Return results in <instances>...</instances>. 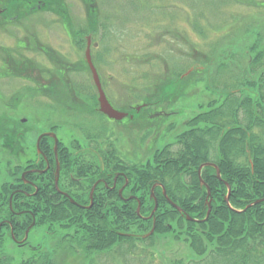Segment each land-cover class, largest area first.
Returning a JSON list of instances; mask_svg holds the SVG:
<instances>
[{"label": "rangeland", "instance_id": "rangeland-1", "mask_svg": "<svg viewBox=\"0 0 264 264\" xmlns=\"http://www.w3.org/2000/svg\"><path fill=\"white\" fill-rule=\"evenodd\" d=\"M16 2L13 4L3 2L4 5H0V9L6 7L10 13L17 12V15L15 14L17 19L23 20V23L11 24L15 28L13 29L1 25L4 16L8 14L0 15V192L5 189L4 193L6 190L9 191V187L15 182L11 173L15 164L19 159L26 158L23 153H17L16 144L20 141L23 145L31 147L35 142V135L47 131L50 125L45 123L49 116H46V112L40 115L39 110V106L44 104L46 99L37 93L45 92L46 89L30 75V69L38 68L36 66L38 65L45 70L48 59H55L54 57L71 62L80 58L77 49L81 48L84 55L87 37L92 36L98 23L101 29L94 41L101 43L102 54L97 58L102 60L101 75L109 89L118 95L129 91L131 105L152 101L165 112L173 113L172 117L155 120L147 127L138 125L144 124L141 118L134 122L129 121V138L133 143L147 145L158 138L155 148H161L167 143L175 144L177 137L185 131L186 124L197 114L207 112L209 102L216 96L211 90L213 86L210 83L208 85V79L199 82L192 80L185 86H181L183 83L175 86L173 84L180 81H176L171 73L187 72L184 75L187 77L193 72L190 70L192 66L194 69L201 68L202 71H206L208 60L213 55L215 56L212 58H216V55L223 54L217 63L224 66H236V61L248 63L251 58L248 59L246 52H241L246 39L249 40L247 33L261 31L263 38L260 46L264 48V7L251 5L246 0H16ZM19 40H24L25 45L20 47L17 43ZM249 41L254 43L255 38L251 37ZM47 44L54 50L45 49ZM99 49L95 53L99 52ZM51 52L56 56H51ZM207 56L209 59L203 63ZM202 59L203 64L200 63ZM212 68L209 74L215 76L218 70H215L214 66ZM219 72L223 73L224 70ZM76 76L81 80L87 78L84 72ZM202 76L204 75L196 78L201 79ZM152 110L150 108L147 112ZM54 113L49 117L52 122L65 117L64 114ZM40 120L44 121L43 126L39 124L35 128L36 122L39 123ZM63 129L59 137L63 138L65 143L81 137L75 127ZM114 129L120 132L119 127ZM18 132L22 134L21 138ZM156 132L158 135L154 137L153 134ZM120 148L124 149V146ZM175 148L176 146L173 150ZM130 150L129 143V152ZM155 155V150L143 153L135 149L131 155L129 154V159L135 163L147 164L154 160ZM0 195L3 199L4 195L1 193ZM31 232L29 241L23 248L15 245L7 232L2 239L4 241L2 251L16 258L20 253L29 254L32 247L41 246L45 251H51L57 248L58 242L66 233L60 230L51 232L48 225L40 226ZM42 239H45L44 242H47L49 247L41 242ZM17 240L22 242L24 238ZM140 246H145L148 250L146 254L151 252L154 254L155 264H166L170 260L195 256L187 240L183 236L175 238L173 234L157 238L154 245L146 243ZM204 246H209L207 239ZM50 264L88 262L83 255H74L58 248L57 253L50 256Z\"/></svg>", "mask_w": 264, "mask_h": 264}, {"label": "trees", "instance_id": "trees-1", "mask_svg": "<svg viewBox=\"0 0 264 264\" xmlns=\"http://www.w3.org/2000/svg\"><path fill=\"white\" fill-rule=\"evenodd\" d=\"M246 1L264 7V0ZM247 36L255 41L246 39L241 50L251 58L246 64L236 61V66H224L217 63L223 54L216 58L213 55L204 58L203 63L209 59L206 71L192 66L193 72L187 77V72L170 74L180 81L175 86L208 79L216 96L209 102L207 112L197 114L186 124L185 131L175 140V150L155 155L147 164L129 163V192L151 208L142 207L139 214L136 204L129 210L49 211L33 207L25 195H16L11 211L10 188L6 193L4 189L0 192L4 195L3 199L0 195V264H50V256L58 248L83 255L88 264H155L154 254H146L148 250L140 244L154 245L157 238L172 234L175 238L183 236L195 256L166 264H264V202L252 205L264 199V48L260 46L263 34L258 31ZM213 66L218 71L210 76ZM199 75L204 76L197 79ZM206 163L215 164L222 178H217L215 167L202 170L210 197L197 174ZM227 185L231 188L230 205L225 201ZM162 187L181 210L163 207L166 200ZM152 190L158 202L156 211L150 199ZM208 198L212 199V212L203 221ZM187 215L202 221H189ZM5 221L13 225L16 241L25 237L33 222L36 224L32 230L48 225L51 232L66 233L56 249L33 247L32 257L25 258L26 254L20 253L23 257L17 261L16 256L2 251V239L7 232L10 234ZM153 228L154 233L145 238ZM206 239L209 246H204Z\"/></svg>", "mask_w": 264, "mask_h": 264}, {"label": "flooded vegetation", "instance_id": "flooded-vegetation-1", "mask_svg": "<svg viewBox=\"0 0 264 264\" xmlns=\"http://www.w3.org/2000/svg\"><path fill=\"white\" fill-rule=\"evenodd\" d=\"M3 2L17 3L16 0H0V5H4ZM0 11L2 16L4 13L8 14L4 16L1 25L15 29L11 24L23 23V20L17 19V12L10 13L6 7ZM27 17L23 16V18ZM100 29L98 23L92 36L87 37L84 55L82 49L78 48L77 54L80 58L74 62L54 57L55 59H48L45 70L38 65H36L38 68L30 69V75L42 84L43 89H46L45 92L34 90L46 99V102L39 106L40 115L46 112V116L51 117L55 114L54 112H58L61 115L64 114L65 117L56 122H52V119L47 117L45 123L50 124L49 129L38 135L35 131V142L31 147L23 145L20 141L16 144L17 153H23L26 158L25 160L19 159L11 171L12 178L15 179L13 186L9 187V209L11 211H13V197L16 195H25L33 207L49 211L129 210L134 208L135 204L137 211H140L142 207L151 208L150 204L144 206L138 196L129 192V163L133 162L129 159V154L131 155L135 149L143 153L155 150L157 156L165 151H173L176 145L167 143L161 148H155L159 141L158 138L153 139L147 145L146 143L134 144L129 138V121L134 122L141 118L144 124L138 125L147 127L155 120L172 117L173 113L165 112L162 107L144 102L131 105L129 104V91L118 95L117 92L109 89L101 75L102 60L97 58L102 54L101 43L94 41ZM89 42L92 63L97 70L108 102L116 111L127 115L120 121L110 119L100 112L99 93L85 56ZM17 43L22 47L26 42L19 40ZM45 49L54 50L49 44ZM98 49L99 52L95 53ZM52 53H50L51 56H56ZM80 72L85 73L86 80H81L79 76H76ZM18 100L20 102L19 97ZM150 108L153 110L147 112ZM43 122L42 120L39 123L36 122L35 128L39 124L43 126ZM63 127L77 128L81 137L65 143L63 138L61 140L59 137ZM114 127H119L120 132L118 133ZM21 135L18 132L19 138ZM153 135L157 136L158 132ZM122 146L124 149L120 148ZM162 194L166 200L163 207L177 209L175 206L178 205L173 202L163 187ZM150 199L154 202L153 210L158 209L157 198L152 192H150ZM5 222L10 226V237L15 238L13 225L10 221ZM2 224H0V229Z\"/></svg>", "mask_w": 264, "mask_h": 264}, {"label": "water", "instance_id": "water-1", "mask_svg": "<svg viewBox=\"0 0 264 264\" xmlns=\"http://www.w3.org/2000/svg\"><path fill=\"white\" fill-rule=\"evenodd\" d=\"M86 60L88 62V65L90 66V69L92 71V74H93V80H94V83L96 85V88L98 90V93H99V104H100V112L103 113L104 115H106L107 117H109L110 119H113V120H117V121H120L122 119H124L127 115L126 114H123V113H119L118 111H116L111 105L110 103L108 102L106 96H105V93L102 89V85H101V81H100V78H99V75L97 73V70L95 69L93 63H92V57H91V47H90V42L88 44V47H87V50H86ZM46 135H50V134H46ZM53 137L55 138V140H57V138L55 137V135H53ZM207 166H212V167H215L216 168V171H217V178L219 180H221V176H220V171L219 169L213 165V164H205V165H202L199 170H198V174H199V178L200 177V174H201V170L204 168V167H207ZM201 180V179H200ZM201 182L203 183V181L201 180ZM228 186V196L226 197L225 201L227 204H229V197H230V190L231 188ZM208 190V195L211 194L210 192V189L207 188ZM261 202H264V199L263 200H259V201H256L254 204L252 205H255V204H259ZM250 205V206H252ZM208 206H209V209H208V213H207V218L205 219V221L208 219L210 213H211V209H212V206H211V202L208 203ZM248 206V207H250ZM178 210L179 208L177 206H175ZM156 210V209H155ZM139 212V211H138ZM187 219L189 221H197V220H194L192 219L190 216L187 215ZM35 225V222L32 224L31 228L34 227ZM30 228V229H31ZM153 233V231H152ZM29 234V230L27 231L26 233V238Z\"/></svg>", "mask_w": 264, "mask_h": 264}, {"label": "bare ground", "instance_id": "bare-ground-1", "mask_svg": "<svg viewBox=\"0 0 264 264\" xmlns=\"http://www.w3.org/2000/svg\"><path fill=\"white\" fill-rule=\"evenodd\" d=\"M44 240L45 239H42V243L43 244H46L48 247H49V244L47 243V242H44ZM46 245H44V247H46ZM28 255L30 256V257H32L33 256V253H32V250L30 249V253L29 254H26L25 256H27L28 257ZM21 257H23L22 255H20V256H18V258H17V261H20L21 260ZM44 258V257H43ZM40 260H43V259H40Z\"/></svg>", "mask_w": 264, "mask_h": 264}]
</instances>
